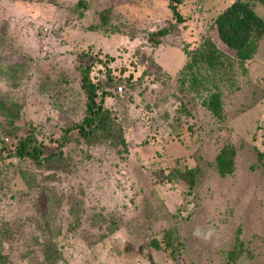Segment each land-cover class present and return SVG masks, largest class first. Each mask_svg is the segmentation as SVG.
Segmentation results:
<instances>
[{
	"label": "rangeland",
	"instance_id": "obj_1",
	"mask_svg": "<svg viewBox=\"0 0 264 264\" xmlns=\"http://www.w3.org/2000/svg\"><path fill=\"white\" fill-rule=\"evenodd\" d=\"M54 1L0 0V26L7 29L4 37L11 39L7 48L20 49L15 58L26 61L28 66L24 79L15 87L0 76V97L8 95L22 105L19 124L37 125L47 135L54 126L51 122L60 119V111L47 105L48 97L39 90L40 78L48 73H67L76 79L77 55L89 46L118 57L119 64L126 60L128 63L138 48H146L142 54L151 53V48L146 47L150 36L169 27L164 21L168 16L166 3L161 0H87L92 4L90 16L83 22L73 17L70 27L62 33L58 23L64 24L63 16L78 0H57L58 4ZM235 1L186 0L183 14L190 20L165 37L155 52L159 66L152 78L158 77L159 83L151 86L150 102L160 103L161 112L169 111L171 118L182 103H187L192 117L184 115L183 120H189L194 127V136L188 140L190 147L156 144L153 135L142 145L148 134L132 122L137 121L143 106L136 108L140 104L138 97L132 103L125 99L127 119L132 123L127 136L129 152L107 149L104 160H100L99 156L105 154H101L102 148L83 147L75 155L73 172L71 168V172L59 174V182L51 183L58 201L54 204V198L47 200L46 218L44 210L35 208L37 193L24 203H12L14 189L4 185L0 228L6 230L9 239L3 250L11 264H39L43 243L48 242L51 232L66 234L68 218L73 220L76 205L81 208L78 214L82 225L78 236L66 239L76 249L72 256L63 257L61 264H225L239 228L254 262L264 264V168L253 149L254 134L258 138L264 134V42L259 51L263 56L249 65L248 75L238 76L233 86L225 84L223 122L203 107L200 99L187 95L184 101H178L181 95L172 89L174 77L185 64V51L198 45L202 35L235 56L218 42L215 29L217 16ZM255 5L257 14L264 18V7ZM104 6L112 8L116 17L121 16L120 22L127 25L123 36L107 39L101 33L86 31L88 25L97 22V13ZM81 24L85 31L78 27ZM143 60L146 62V56ZM72 105L73 102L66 103L70 108ZM157 136L158 142L165 135ZM261 142L259 138V149H263ZM228 144L238 149L237 168L233 176L222 179L210 164L215 165L217 154ZM176 158L182 159L183 167H198L201 171L192 196H188L184 182L166 183L158 174L162 161L173 167L172 160ZM15 181L19 182L15 191H27L25 178L15 177ZM40 206L44 208L45 202ZM197 227L214 228L217 243L193 237ZM171 228L184 240L185 250L177 256L176 263L165 252L151 247L153 239L162 240L161 232ZM249 263L247 253L238 264Z\"/></svg>",
	"mask_w": 264,
	"mask_h": 264
},
{
	"label": "trees",
	"instance_id": "obj_2",
	"mask_svg": "<svg viewBox=\"0 0 264 264\" xmlns=\"http://www.w3.org/2000/svg\"><path fill=\"white\" fill-rule=\"evenodd\" d=\"M161 1L166 3L168 16L164 21L168 22L169 27L150 36L146 47L151 48V53L142 54L146 53V48H138L139 52L134 54V58L131 57V61L127 63L126 60L125 63L119 64L118 57L109 52L96 51L89 46L77 55L79 62L76 67V79L67 73L58 75L48 73L39 79V90L49 100L47 105L50 103L54 110L60 111V119L51 122L54 126L49 135L44 134L37 125L19 124V121L22 122V105L8 95L0 97V194H4L2 191L6 189L4 185H7V188L14 189L10 199L12 203L18 201L24 203L37 193L38 197L35 200L38 203L35 208L39 212L44 210L46 218L47 200L54 198V204L58 201L51 183L59 182V174L71 172V168L73 172L76 168L75 155L85 147L102 148L101 154L107 149L119 153L123 149L128 153L127 136L132 123L140 126L148 134L149 138L142 145L151 141L153 135L152 140L156 144L178 143L187 149L190 147L188 140H192L194 136V127L193 124H189V120H183L184 115L192 117L187 103H182L176 115L171 118L169 111L161 112L160 103L150 102L151 86L159 83L158 77L152 78L159 66L155 52L165 37L190 20V17L183 14L186 0ZM54 3L58 4V1L55 0ZM255 3L264 7V0H236L215 20L218 42L233 52L234 57L219 49L207 35H202L198 45L185 51L187 57L185 64L174 77L172 87L181 95L177 98L178 101H184L187 95L200 99L202 106L216 119L224 121L225 84L233 86L237 83L238 76L246 77L249 65L263 56L259 51L264 42V18L257 14ZM91 5L87 0H78L63 16L64 24L59 21L57 28L60 27V31L64 33L65 29L70 27L73 17L76 22H83L90 16ZM97 17V22L88 25L86 31L101 33L107 39H111L113 36H123L127 29V25L120 22L121 16L116 17L112 8L104 6L97 13ZM114 19L117 24H114ZM78 27L85 31L83 24ZM5 30L6 27L1 25L0 76L2 81L15 87L24 79L28 66L26 61L22 63L15 58L21 53L20 49L7 48L11 39L4 37ZM144 56L146 62L143 60ZM166 75L170 77L169 80L172 79L168 73ZM73 84L79 89L78 92L75 91ZM136 97L140 99V104H137L136 108L139 109L141 105L143 109L137 121L130 124L125 99L132 103ZM69 101L73 102L71 108L66 106ZM162 134L165 136L157 142V135ZM259 138L262 141L260 146L264 149V134ZM259 138L258 134H254L253 143L256 144L253 145V149L264 168V151L257 145ZM238 153L237 147L225 145L217 154L215 165L210 166L222 179L231 177L236 172ZM105 156L106 152L102 158L100 155L99 159L104 160ZM173 160V167L168 166L167 161H162L158 174H162L166 183L184 182L188 188V196H192L199 185L200 169L183 167L182 159ZM81 161L89 163L90 160ZM15 177L21 180L25 178L27 186L29 184L27 191H15L19 187ZM42 201L45 202L44 208L40 206ZM79 207L75 206L73 220L68 218L66 234L62 236L51 232L48 242L43 243L42 254L38 255L39 264H61L63 257L65 259L66 255L74 254L76 247L66 239L79 235L82 225L81 215L78 214L81 211ZM241 235L242 230L239 228L233 250L226 255L225 264H238L247 253L250 258L249 264H257L254 262L252 252L245 248ZM160 237L163 239L159 240L157 237L152 240L151 247L156 251L165 252L167 258L176 263L177 256L185 250L184 240L174 228L162 231ZM8 240L6 230L0 228V264H11L9 255L4 254L3 250V245Z\"/></svg>",
	"mask_w": 264,
	"mask_h": 264
},
{
	"label": "clouds",
	"instance_id": "obj_3",
	"mask_svg": "<svg viewBox=\"0 0 264 264\" xmlns=\"http://www.w3.org/2000/svg\"><path fill=\"white\" fill-rule=\"evenodd\" d=\"M215 236V229L209 227L207 230L201 229L199 227H197L194 231H193V237L203 241L204 243H217L213 238Z\"/></svg>",
	"mask_w": 264,
	"mask_h": 264
}]
</instances>
